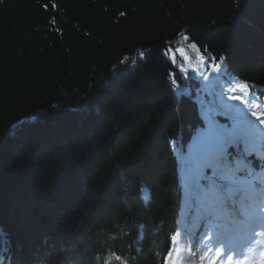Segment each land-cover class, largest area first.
Returning <instances> with one entry per match:
<instances>
[{
	"label": "trees",
	"instance_id": "16d2710c",
	"mask_svg": "<svg viewBox=\"0 0 264 264\" xmlns=\"http://www.w3.org/2000/svg\"><path fill=\"white\" fill-rule=\"evenodd\" d=\"M253 112L264 0H0V261L164 264L180 215L205 264L202 223L264 172Z\"/></svg>",
	"mask_w": 264,
	"mask_h": 264
},
{
	"label": "snow or ice",
	"instance_id": "6c2138e0",
	"mask_svg": "<svg viewBox=\"0 0 264 264\" xmlns=\"http://www.w3.org/2000/svg\"><path fill=\"white\" fill-rule=\"evenodd\" d=\"M44 7L47 8L48 5H44ZM237 8H238V10H239V4L237 5ZM122 15H124V14H122ZM185 39H187V37H185ZM191 47L195 49V48H197V45H196L195 43H193V44L191 45ZM179 51H180V53H181L182 55L185 56V59H189V58L187 57L186 53H185V49L181 48V49H179ZM141 56H144V53H143V52H141ZM221 59H223V58L221 57ZM172 61L175 62V56H174V55L172 56ZM213 67H214V68H218L219 65H213ZM183 70H184V71H187V69H183ZM233 99H238V97H233ZM218 107H219V110H220L221 112H224V113H227V112L232 111V105H230V104L221 103L220 105H218ZM252 115H253V116H257V117L259 118L260 116H264V113H259V114H258V113L253 112ZM260 123H264V119H261V120H260ZM215 128H216V122H215V119H214V116H213V117L209 120V129H210V131H213V130H215ZM216 135L221 139L222 142H225V141L223 140V136H222L220 133H216ZM211 251H212V250L209 249V252H211ZM215 254H216L217 259H216V260H212V261H211V264H218L219 259H222L223 256H224V254L221 253V251H220L219 248L215 249ZM171 255H172V253L169 251L167 257H165L166 264H170V257H171ZM207 255H208V253L205 254V256H207ZM204 259H205V257H201V260H202V261H203ZM227 259H228V261L230 262V261L232 260V257L229 255V256L227 257ZM0 264H2V261H0Z\"/></svg>",
	"mask_w": 264,
	"mask_h": 264
},
{
	"label": "bare ground",
	"instance_id": "6f19581e",
	"mask_svg": "<svg viewBox=\"0 0 264 264\" xmlns=\"http://www.w3.org/2000/svg\"><path fill=\"white\" fill-rule=\"evenodd\" d=\"M30 118H27L26 120H29ZM32 119H34V117L32 118ZM31 121V120H30ZM182 162H183V166H188V167H190V168H192V166H189L188 164L189 163H187V161L185 160V159H183V160H181ZM193 170V169H192Z\"/></svg>",
	"mask_w": 264,
	"mask_h": 264
},
{
	"label": "rangeland",
	"instance_id": "374dc122",
	"mask_svg": "<svg viewBox=\"0 0 264 264\" xmlns=\"http://www.w3.org/2000/svg\"><path fill=\"white\" fill-rule=\"evenodd\" d=\"M194 48H192L191 50H193Z\"/></svg>",
	"mask_w": 264,
	"mask_h": 264
}]
</instances>
